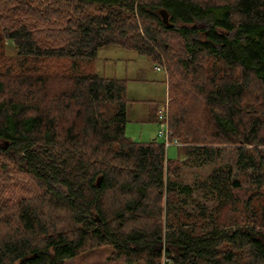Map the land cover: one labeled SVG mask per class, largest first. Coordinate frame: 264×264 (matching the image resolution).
I'll list each match as a JSON object with an SVG mask.
<instances>
[{"label": "trees", "instance_id": "obj_1", "mask_svg": "<svg viewBox=\"0 0 264 264\" xmlns=\"http://www.w3.org/2000/svg\"><path fill=\"white\" fill-rule=\"evenodd\" d=\"M106 45L165 65L176 158L125 134L128 79L85 70ZM99 245L264 264V0H0V264Z\"/></svg>", "mask_w": 264, "mask_h": 264}, {"label": "rangeland", "instance_id": "obj_2", "mask_svg": "<svg viewBox=\"0 0 264 264\" xmlns=\"http://www.w3.org/2000/svg\"><path fill=\"white\" fill-rule=\"evenodd\" d=\"M12 52L11 47L8 50ZM85 70L107 77L126 78V125L125 134L133 140L148 142L158 137L160 123L155 112L167 102V71L163 63H153L148 57L134 50L117 45L102 46L96 58L86 62ZM170 159L178 155L174 144L166 146ZM205 170V169H203ZM202 175L200 169H184L183 176L191 181L195 175ZM5 187V186H4ZM3 188V187H2ZM6 189V188H5ZM2 189L6 193L9 189ZM64 264H140L117 255L109 245L90 246L78 256L66 260Z\"/></svg>", "mask_w": 264, "mask_h": 264}, {"label": "built area", "instance_id": "obj_3", "mask_svg": "<svg viewBox=\"0 0 264 264\" xmlns=\"http://www.w3.org/2000/svg\"><path fill=\"white\" fill-rule=\"evenodd\" d=\"M157 111H158L157 118H158V122L160 123L158 136L164 139L165 146H168L169 144H171V142L168 141L169 129H168V121H167V103L164 105L163 108ZM172 143L177 144L178 141L174 140Z\"/></svg>", "mask_w": 264, "mask_h": 264}, {"label": "water", "instance_id": "obj_4", "mask_svg": "<svg viewBox=\"0 0 264 264\" xmlns=\"http://www.w3.org/2000/svg\"><path fill=\"white\" fill-rule=\"evenodd\" d=\"M161 15H162V21L164 22L165 25L173 26V24L168 21V15L165 11H162Z\"/></svg>", "mask_w": 264, "mask_h": 264}]
</instances>
